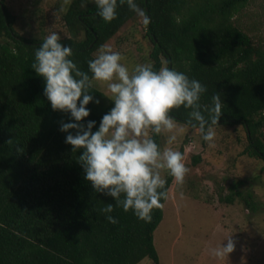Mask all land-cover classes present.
I'll list each match as a JSON object with an SVG mask.
<instances>
[{"label": "trees", "instance_id": "obj_1", "mask_svg": "<svg viewBox=\"0 0 264 264\" xmlns=\"http://www.w3.org/2000/svg\"><path fill=\"white\" fill-rule=\"evenodd\" d=\"M247 1L136 3L150 17L144 37L151 43L153 68L167 62L199 80L206 86L202 105L210 106L211 97L219 94L223 106L215 127L241 125L246 152L262 160L264 169V41H254L234 21ZM97 12L92 0H71L63 13L70 35L61 37V43L71 47L70 58L90 78L88 61L100 45L138 16L126 3L117 7L112 21ZM43 39L21 34L15 15L0 0V264H136L144 257L158 263L153 232L163 207L154 208L152 220L145 222L84 179L79 151L71 150L64 142L66 133L59 130L69 116L51 108L43 78L31 68ZM89 91L94 98L104 95L93 85ZM111 106L110 101L98 112L89 102L84 119L96 120L98 126ZM190 111L180 106L170 115L186 124ZM151 135L160 146V135ZM179 151L183 154L182 146ZM199 160L194 156V162ZM164 177L168 194L174 178L167 172ZM226 199L232 200V194ZM107 203L114 205L110 215L115 224L100 211Z\"/></svg>", "mask_w": 264, "mask_h": 264}, {"label": "clouds", "instance_id": "obj_2", "mask_svg": "<svg viewBox=\"0 0 264 264\" xmlns=\"http://www.w3.org/2000/svg\"><path fill=\"white\" fill-rule=\"evenodd\" d=\"M92 2L104 21H112L117 7L126 3L142 18L145 27L150 23V17L136 0ZM72 55L71 47L61 43L60 34L51 31L36 48L31 66L43 78V95L51 108L69 116L67 122L59 124V130L66 133L64 142L72 146L73 152L79 151L77 161L93 190L111 196L124 211L131 210L138 219L150 222L152 210L162 208V199L167 197V181L161 170H167L177 186L183 185L189 171L183 154L172 147L161 149L150 132L168 133L167 143L171 145L177 139V131L185 128H178L170 112L183 106L191 110L186 125L196 128L204 141L214 144L213 126L219 124L222 114L221 96L214 94L210 106L202 105L201 94L206 86L185 72L168 67L167 62L159 69L151 63L136 64L130 72L121 63L122 54L110 45H100L95 58L88 61L91 78L77 67ZM93 81L107 82L112 102L98 126L96 120L84 119L90 114L89 102H100L89 91ZM113 207L107 203L100 211L115 224L116 217L110 215ZM225 240L210 250L213 256H228L234 250L231 237Z\"/></svg>", "mask_w": 264, "mask_h": 264}, {"label": "rangeland", "instance_id": "obj_3", "mask_svg": "<svg viewBox=\"0 0 264 264\" xmlns=\"http://www.w3.org/2000/svg\"><path fill=\"white\" fill-rule=\"evenodd\" d=\"M5 2L21 34L45 37L57 31L60 37L70 35L63 21L69 0ZM234 18L254 41H264V0H248ZM144 34L142 18L137 16L105 45L122 54L121 63L131 72L136 64L151 62V43ZM92 85L104 93L99 104L94 103L99 112L111 101L110 93L107 82L93 81ZM176 123L185 131H177L171 145L167 143L168 133H160V148L179 150L182 146L189 171L183 185L177 186L173 180L163 203L162 219L153 232L158 263L144 257L136 264H264L263 161L246 152L242 126H213L216 136L214 144H210L197 129ZM196 155L200 156L198 162H194ZM166 172L161 170V175ZM236 190L239 195L234 193ZM230 194L232 200H227ZM228 236L235 243L234 250L228 256H213L210 250L226 243Z\"/></svg>", "mask_w": 264, "mask_h": 264}]
</instances>
